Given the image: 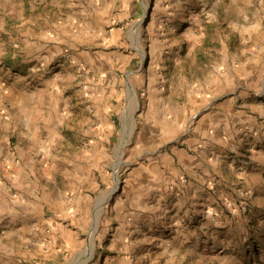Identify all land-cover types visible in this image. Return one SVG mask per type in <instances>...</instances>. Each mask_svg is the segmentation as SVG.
Returning <instances> with one entry per match:
<instances>
[{
    "label": "rangeland",
    "instance_id": "obj_1",
    "mask_svg": "<svg viewBox=\"0 0 264 264\" xmlns=\"http://www.w3.org/2000/svg\"><path fill=\"white\" fill-rule=\"evenodd\" d=\"M11 1L13 18L0 1V125L8 121L5 108L15 111L12 99H4L14 85L27 101L35 91L43 95L37 114L42 127L31 137L28 130L27 136L10 137L23 151L0 154V197L5 191L12 206L40 204L38 216L50 213L46 200L53 201L58 188L65 200H90L85 220L79 216L77 245L58 248L46 264H93L102 252L98 244L106 210L122 193L131 169L152 152L140 141L142 122L153 118L145 106L162 102L174 110L216 75L244 61L254 43L262 46L264 0H110L108 5L101 0L100 7L111 9L107 25H96L90 0ZM22 2L28 10H20ZM133 9L137 11L131 15ZM39 37L43 45L34 43ZM239 83H229L224 96ZM254 90L261 96L264 81ZM90 91L110 99L108 112L101 103L90 110ZM50 92L56 109L46 97ZM195 106L199 114L202 105ZM102 114L112 124L109 154L102 145L92 151L89 136L91 126L102 128ZM192 126L193 119L182 133ZM8 133L0 129V140ZM255 174L249 176L250 184L238 183L230 197L225 189L208 188L207 181L211 198L200 211L192 209L185 225L188 238L167 239L166 250L146 263L264 264V174ZM102 196L106 199L98 206Z\"/></svg>",
    "mask_w": 264,
    "mask_h": 264
},
{
    "label": "crops",
    "instance_id": "obj_2",
    "mask_svg": "<svg viewBox=\"0 0 264 264\" xmlns=\"http://www.w3.org/2000/svg\"><path fill=\"white\" fill-rule=\"evenodd\" d=\"M0 1L5 4L4 13L7 16L10 13L8 17L13 18L12 1ZM104 1H108V5L110 0ZM101 3V0H90L88 5L92 15L97 17L96 25H107L111 9L100 7ZM26 4L22 2L20 10H28ZM136 11L133 9L131 15ZM128 30L125 33L130 42ZM42 41L39 37L34 43L43 45ZM254 46L253 51L248 50L244 61L235 62L227 73L216 75L212 84L197 94H190L189 99L174 110L162 102L145 106V112L153 118L147 116L142 122L140 141L152 152L143 151L150 157L131 169L122 193L106 210L98 244L102 252L93 264H147L146 258L166 250L167 239L188 238L189 230L185 225L192 209L200 211L211 198L205 188L225 189L230 193L226 196L230 197L237 191L238 183L250 184V175L264 174V92L259 96L254 90L257 82L263 84L264 81V42L262 46L258 43ZM238 82L230 96H224L226 86ZM12 86L11 93L8 91L9 96L4 99L7 103L12 99L9 103L15 111L5 108L3 116L8 121L0 125V129L9 132L6 140H0V154L4 151L6 157L15 156V152L20 155L23 151L10 137L24 136L26 130L31 137L42 127L37 114L43 95L35 91L28 102L26 93ZM46 94L52 108L56 109L54 93ZM1 95L0 92L3 99ZM87 101L90 110H95L98 103L106 107L107 112L110 110L108 97L90 91ZM197 102L202 105L199 114L195 108ZM103 116L98 123L102 128L91 126L89 136L94 146L92 151L97 153L102 145V152L109 154L112 124L109 117ZM192 119L191 131L182 133L185 123ZM50 126L45 125V128ZM184 176L189 180L185 182ZM241 178L245 180L240 181ZM55 193L53 201L50 197L46 200L50 213L43 212V216H38L40 204L23 201L12 206L2 193L0 264H46L58 255V248L77 245V223L91 209V201H80L76 196L65 200L59 188ZM231 199L236 205V199Z\"/></svg>",
    "mask_w": 264,
    "mask_h": 264
},
{
    "label": "bare ground",
    "instance_id": "obj_3",
    "mask_svg": "<svg viewBox=\"0 0 264 264\" xmlns=\"http://www.w3.org/2000/svg\"><path fill=\"white\" fill-rule=\"evenodd\" d=\"M145 7L147 8L148 7V2H145ZM135 108H136V106H134V108H133V111L135 110ZM132 116H129V119H132L131 118ZM132 124V123H131ZM106 199V196H102L100 199H99V205L98 206H100V205H102V203L104 202V200ZM100 211H101V208L99 209ZM93 248H94V246H91V248L89 249V258H91L92 257V255H93Z\"/></svg>",
    "mask_w": 264,
    "mask_h": 264
},
{
    "label": "water",
    "instance_id": "obj_4",
    "mask_svg": "<svg viewBox=\"0 0 264 264\" xmlns=\"http://www.w3.org/2000/svg\"><path fill=\"white\" fill-rule=\"evenodd\" d=\"M113 193H114V191L111 194H109L108 199H111Z\"/></svg>",
    "mask_w": 264,
    "mask_h": 264
}]
</instances>
